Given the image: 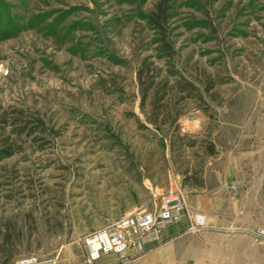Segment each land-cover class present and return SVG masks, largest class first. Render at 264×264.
I'll use <instances>...</instances> for the list:
<instances>
[{
  "label": "rangeland",
  "instance_id": "obj_1",
  "mask_svg": "<svg viewBox=\"0 0 264 264\" xmlns=\"http://www.w3.org/2000/svg\"><path fill=\"white\" fill-rule=\"evenodd\" d=\"M160 1L0 0V224L23 234L10 264H83V237L178 202L206 227L170 225L130 264H264V0H164L171 65L147 27ZM144 59L203 97L176 126L140 112ZM194 171L202 186H184Z\"/></svg>",
  "mask_w": 264,
  "mask_h": 264
},
{
  "label": "trees",
  "instance_id": "obj_2",
  "mask_svg": "<svg viewBox=\"0 0 264 264\" xmlns=\"http://www.w3.org/2000/svg\"><path fill=\"white\" fill-rule=\"evenodd\" d=\"M169 20V7L164 0L158 2L147 15V27L153 31L156 37L154 41L155 54L158 58L164 59L166 64L171 65L175 51L168 35ZM136 82L140 99V112L145 117L146 122L158 130L170 125H177V121L182 115V104L186 100L203 101V97L192 83L185 82L178 77L171 84L167 78L160 77L158 70L147 59L141 61L136 71ZM145 104L148 107L147 111H145ZM179 139L182 141L184 138ZM5 145L2 148L0 147V161L12 156L10 147ZM204 152L208 156L215 155L214 146L208 143L204 148ZM197 177L198 173L196 171L184 173L182 183L184 186L201 187L202 183ZM22 239V230L14 223L4 221L0 224V264L11 263Z\"/></svg>",
  "mask_w": 264,
  "mask_h": 264
},
{
  "label": "built area",
  "instance_id": "obj_3",
  "mask_svg": "<svg viewBox=\"0 0 264 264\" xmlns=\"http://www.w3.org/2000/svg\"><path fill=\"white\" fill-rule=\"evenodd\" d=\"M236 191V187H231ZM183 220L189 221L190 231H199L206 227V218L197 213H191L183 203L162 208L158 213L142 212L125 217L115 223L101 228L83 237V264H98L108 255L118 258L120 264H130L136 258L146 253L151 245L161 240L162 231ZM34 256L22 257L12 264H47Z\"/></svg>",
  "mask_w": 264,
  "mask_h": 264
},
{
  "label": "crops",
  "instance_id": "obj_4",
  "mask_svg": "<svg viewBox=\"0 0 264 264\" xmlns=\"http://www.w3.org/2000/svg\"><path fill=\"white\" fill-rule=\"evenodd\" d=\"M164 233V232H163ZM64 255L62 254L61 257H63ZM158 256V255H157ZM156 256L155 255H150L149 257H147V259L145 261H143V264H153L154 262H156ZM158 259V258H157Z\"/></svg>",
  "mask_w": 264,
  "mask_h": 264
}]
</instances>
